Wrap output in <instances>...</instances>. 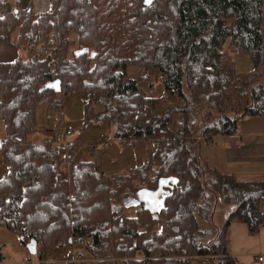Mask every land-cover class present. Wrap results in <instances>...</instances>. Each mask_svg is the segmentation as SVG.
Segmentation results:
<instances>
[{
    "label": "trees",
    "instance_id": "16d2710c",
    "mask_svg": "<svg viewBox=\"0 0 264 264\" xmlns=\"http://www.w3.org/2000/svg\"><path fill=\"white\" fill-rule=\"evenodd\" d=\"M51 1L50 11L37 13L0 0V44L16 33L27 54L0 61V118L9 134L0 142L9 167L0 180V225L26 245L82 239L84 264H202L198 257L242 264L230 251L229 227L240 221L255 235L264 226V180L212 167L201 146L237 133L242 117L264 116V0ZM226 42L249 55L250 74L227 62ZM130 65L155 73L164 96L181 103L155 114L160 98L146 97ZM80 91L88 94L84 127L116 126L124 144L150 140L152 158L111 175L102 152L84 156L96 141L29 140L39 100L53 104L57 93ZM136 182L142 186L132 194ZM142 188L159 191L163 203L136 201ZM219 201L233 208L217 228ZM131 207L134 216L125 212Z\"/></svg>",
    "mask_w": 264,
    "mask_h": 264
},
{
    "label": "rangeland",
    "instance_id": "374dc122",
    "mask_svg": "<svg viewBox=\"0 0 264 264\" xmlns=\"http://www.w3.org/2000/svg\"><path fill=\"white\" fill-rule=\"evenodd\" d=\"M21 3L23 8H31L37 13L47 12L52 9L51 0H21ZM16 42L17 36L15 33L10 44L17 46ZM76 45L77 44L72 45L71 48ZM224 50L226 51L227 62L232 65L239 74H250L254 70L248 54L237 53L230 47L229 42L224 44ZM26 56L25 50L21 48L17 58L23 59L26 58ZM70 56H72V54H70ZM126 71L129 76L138 80L139 87L148 99L160 98V104L155 110V114L168 110L175 103H181V101H172L164 96V87L156 80L155 73L148 75V72L144 68L135 65L128 66ZM87 98V92L80 91L67 96L57 93L55 94L53 104H51V100L47 98L39 100L36 110L37 123L35 131L28 137L29 140L32 142L50 140L53 141L55 145L63 144L65 141H62L59 134L62 133L65 125H71L74 128V133L69 137L67 145L75 140H81L84 144L95 141L100 143L94 152H87L84 156L86 159L92 160L97 154L102 152V169L111 175L125 174L132 168L144 165L152 158L155 146L150 140H137L132 143L124 144L122 140L116 138L114 135L116 126L111 127L106 124H100L91 125L87 128L84 127V104ZM243 119L244 117L240 119V123ZM180 121L181 114L176 112L173 115L171 123L173 130H178L180 128ZM7 129L5 120L0 118V142L2 143H7L9 141ZM217 141L216 139L214 140V145ZM106 143L109 144L105 145ZM213 143L205 141L202 143L201 154L203 157L206 158L210 156V152L215 150V146H212ZM218 154L222 155V153ZM219 161L220 158L217 159V162ZM215 166H218V164H215ZM8 172V165L0 157V180L3 179ZM141 186L142 184L140 182H136L132 194L135 192V189ZM138 192L137 199L134 196L136 201L143 200L145 201V205L151 204V199L148 196L149 191L142 188ZM232 208L233 204H227L221 201L216 204L214 224L217 228L223 225ZM125 212L129 216H134L136 215V207L128 208ZM81 240L82 239H74L71 245L64 247L49 243H41L38 246V251L42 253L43 257H39L38 254H30L27 245L21 241V238L17 234L6 226L0 225V247L2 248L0 252H3L4 258H2V261L6 264H22L29 259H32L38 264H84L86 260V248L85 243L81 242Z\"/></svg>",
    "mask_w": 264,
    "mask_h": 264
},
{
    "label": "crops",
    "instance_id": "0c3cea01",
    "mask_svg": "<svg viewBox=\"0 0 264 264\" xmlns=\"http://www.w3.org/2000/svg\"><path fill=\"white\" fill-rule=\"evenodd\" d=\"M9 1L15 4L17 0ZM20 49L14 44H0V61L15 60ZM215 139L218 141L214 145ZM211 142L215 150L204 159L212 167L234 174L239 180H264V116L244 117L237 133L214 136ZM229 247L242 264H264V226L252 235L245 223L233 221L229 227ZM0 258H4L3 252ZM1 264L6 263L1 260Z\"/></svg>",
    "mask_w": 264,
    "mask_h": 264
},
{
    "label": "water",
    "instance_id": "95a60500",
    "mask_svg": "<svg viewBox=\"0 0 264 264\" xmlns=\"http://www.w3.org/2000/svg\"><path fill=\"white\" fill-rule=\"evenodd\" d=\"M153 2H154V0H145V1H144V4H145L146 6H150V5H152ZM59 84H60V82H59ZM158 192H159V191L154 192V193H149V194H148V196H149L150 199H156V200H154V204H153L154 206H156L160 201H161V203H163V199L160 200V199L157 198V196H158V195H157ZM71 242H72V239H71ZM27 247H28L29 252H30L32 255H36V253H37V248H38V242H37L35 239H32V240H30V242L27 244Z\"/></svg>",
    "mask_w": 264,
    "mask_h": 264
},
{
    "label": "built area",
    "instance_id": "2783aa9c",
    "mask_svg": "<svg viewBox=\"0 0 264 264\" xmlns=\"http://www.w3.org/2000/svg\"><path fill=\"white\" fill-rule=\"evenodd\" d=\"M74 133V128L71 125H65L64 129L62 131L61 134H59V136L62 138L63 144H67L68 143V139L70 136H72ZM109 143H106L105 145H108ZM198 259L201 261L202 264H207L209 262V258L208 257H204V258H199ZM260 259L262 260V258L260 257Z\"/></svg>",
    "mask_w": 264,
    "mask_h": 264
},
{
    "label": "snow or ice",
    "instance_id": "6c2138e0",
    "mask_svg": "<svg viewBox=\"0 0 264 264\" xmlns=\"http://www.w3.org/2000/svg\"><path fill=\"white\" fill-rule=\"evenodd\" d=\"M0 19H2V17H0Z\"/></svg>",
    "mask_w": 264,
    "mask_h": 264
}]
</instances>
